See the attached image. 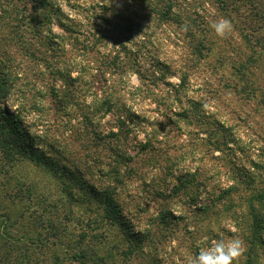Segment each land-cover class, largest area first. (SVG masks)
Wrapping results in <instances>:
<instances>
[{
    "label": "rangeland",
    "instance_id": "rangeland-1",
    "mask_svg": "<svg viewBox=\"0 0 264 264\" xmlns=\"http://www.w3.org/2000/svg\"><path fill=\"white\" fill-rule=\"evenodd\" d=\"M45 1L0 0V51L8 48L12 65L28 72L29 82L23 76L16 82L18 98L49 80L72 93L82 87H68L70 80L81 73L109 99L95 126L108 144L100 156L94 144L73 143L69 151L81 174L75 179L84 190H105L112 209L106 213L79 184L70 198L23 150L12 177L23 191L28 184L33 189L28 186L30 200L25 194L14 209L24 207L32 219L44 213L61 226L57 240L35 247L36 258L85 264L70 258L81 246L84 256L92 255L89 264H189L212 239L240 238L245 251L234 264H264V20L247 2L230 17L221 14L218 0ZM221 18L233 25L225 38L211 27ZM38 61L46 73L42 82L32 69ZM203 103L206 119L198 123L193 111ZM220 136L222 145L213 151ZM49 139L60 142L53 127Z\"/></svg>",
    "mask_w": 264,
    "mask_h": 264
},
{
    "label": "trees",
    "instance_id": "trees-1",
    "mask_svg": "<svg viewBox=\"0 0 264 264\" xmlns=\"http://www.w3.org/2000/svg\"><path fill=\"white\" fill-rule=\"evenodd\" d=\"M50 1L51 0H46L45 3L49 5L51 4ZM218 1L220 5L219 10L224 16L233 17L235 14H240L237 5L247 2L251 6V11L252 9L254 10V16L258 17L259 21L264 20V3H262V0H255L257 4L252 3L253 0H230V2L227 3H221L224 0ZM20 44L19 42V45ZM22 45L28 48L27 42L21 44V46ZM5 46L6 45H4V47ZM8 52V48H2L0 51V241L2 242L0 248L3 247L0 249V255H3V257L0 256V264H20L21 262L25 264H42L40 260L36 258L35 253L37 249L35 247L38 246L40 248L38 250H42L50 239L57 240V236H61V226L60 223L56 224L50 216L45 219L44 213L34 216L35 218L32 219L30 216L32 214H27V212L24 211V207L23 210L21 207L18 208V211L14 209L16 206H22V199L25 198V194H27L26 199L28 201L30 200L29 197H31L28 191L31 185L28 184L26 186L28 190L25 189L23 191L22 188H24V184L21 183L19 179H13L12 177L11 169L13 168V163L16 162L14 158L18 155L20 157L24 155L22 152L26 149V151L29 152L28 154L30 156L28 158L30 161L34 162L35 166L39 169L45 170L58 179L63 192L68 193L70 198L76 194V186L79 184L81 186L80 190L83 191L85 197H89L90 200H92L93 197H97V199L100 200L99 204L103 206V210L105 209V212L108 213L109 211L107 210H111L112 208L109 202L105 203L103 200L105 190L97 191L92 187L89 190H84L78 180L75 179L77 174L80 173L76 171L74 167V163L76 162L75 153L73 154L69 149L73 143H78L77 147H82L83 149L89 146L91 147V145L94 144L95 147H99L98 156H100V148L108 144L103 143L106 135L99 134L95 126L104 119L103 115L105 116V113L110 109V101L106 99L107 97H105L103 93H100L99 86L97 89L95 88V83L92 82L93 79L91 77L82 81L85 75L81 76V73L77 74L78 78L70 80L71 85H68V87H72L77 83H79V86L81 83L82 87H76L77 89L73 88L74 91H72V93L69 88L63 92H59L56 81L53 80V83H50V75L47 74V81L49 80V82H47V87L43 88L39 86V89L42 90L44 95H42L39 89H32L30 87L27 90L28 92H33L30 94V97L18 98L15 95L18 93L16 82H21L19 80L21 76H23L25 81L28 80L29 82L28 72L21 68L14 67L12 65L13 60L9 57ZM39 66L41 67V61L33 63L32 69L36 70L34 73L35 78L42 82L45 79L46 73L42 71ZM29 72H31V69H29ZM156 72L157 71L150 72L152 78ZM58 75L64 78L62 73L59 72ZM100 81L103 83L102 79H100ZM85 88L88 94L84 93L83 95L82 91H84ZM7 101L10 102V106L13 107L12 112L6 107ZM191 102L192 101H190V103ZM46 103L51 104L52 108H44ZM203 108L204 103L193 111L196 113L194 118H198L196 119L198 123L201 122V118L206 119L204 112L205 108ZM51 110L57 113L54 111L50 112ZM71 110H73V113L69 114L68 111L71 112ZM49 112L53 115L55 120H58H52L50 125L48 118ZM184 112L188 113L187 111ZM32 115L34 119L28 121ZM119 117L120 116L117 118L118 122H120L123 127V119ZM183 118H185V116H183ZM92 120H95L96 125L92 123ZM52 127L58 135L60 142L56 139H53V141L49 139ZM219 128L223 133H226L223 127ZM121 130V128L118 129V131ZM108 134L112 135L111 132ZM218 138L219 139L215 140V145H213V151L220 149V145H222L221 136ZM98 156L96 160L101 163L102 160H100ZM70 157L73 158L74 162L70 163ZM62 162L68 163L69 167L63 166ZM80 162L81 159L77 161V163ZM82 166L87 165L82 163ZM188 174L191 180L195 178V176L190 175V173ZM117 175L118 172L116 171L114 176ZM31 189L33 188L31 187ZM65 216H67V214L62 215L64 220ZM13 228H17L15 233L12 231ZM261 228L259 221L255 220L256 231H259ZM72 249L75 253L73 256H70L71 260L78 263L79 261H84L85 264H89L88 261L92 259V255L87 253V255L84 256L83 254L85 252L81 249V246L76 248L73 247ZM54 261L55 264H59L60 259L54 257Z\"/></svg>",
    "mask_w": 264,
    "mask_h": 264
},
{
    "label": "clouds",
    "instance_id": "clouds-1",
    "mask_svg": "<svg viewBox=\"0 0 264 264\" xmlns=\"http://www.w3.org/2000/svg\"><path fill=\"white\" fill-rule=\"evenodd\" d=\"M211 27L220 38H225L233 31L231 21L224 18L213 22ZM244 251V241L240 238H216L212 239L209 245L201 247L198 254L190 259L189 264H234Z\"/></svg>",
    "mask_w": 264,
    "mask_h": 264
}]
</instances>
